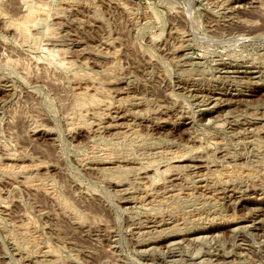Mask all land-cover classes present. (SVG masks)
<instances>
[{"label":"rangeland","instance_id":"1","mask_svg":"<svg viewBox=\"0 0 264 264\" xmlns=\"http://www.w3.org/2000/svg\"><path fill=\"white\" fill-rule=\"evenodd\" d=\"M0 264H264V0H0Z\"/></svg>","mask_w":264,"mask_h":264},{"label":"bare ground","instance_id":"2","mask_svg":"<svg viewBox=\"0 0 264 264\" xmlns=\"http://www.w3.org/2000/svg\"><path fill=\"white\" fill-rule=\"evenodd\" d=\"M36 7V6H35ZM34 8V7H33ZM45 8V7H44ZM35 11H37V13H39V11H38V9H36V10H34V11H30L25 17H24V19H22L21 21H19V22H16V23H14V21H12V23H14L15 24V27H17L21 32H22V30L25 28L24 26H26L27 24V22L29 21V19H31V17L33 16V15H35L34 13H35ZM44 11V10H43ZM44 13V12H43ZM40 14V13H39ZM11 23V22H10ZM31 23V22H30ZM28 24H29V22H28ZM30 25V24H29ZM10 26V25H9ZM29 27V26H28ZM23 28V29H22ZM27 29V28H26ZM17 30V29H16ZM20 32V33H21ZM23 32H24V30H23ZM27 32V31H26ZM19 33V34H20ZM22 34V33H21ZM24 34H25V32H24ZM27 34V33H26ZM25 34V35H26ZM174 97V96H173ZM83 101V100H82ZM123 102H125V101H123ZM95 104V103H94ZM81 106H82V104H81ZM244 129V128H243ZM178 149V148H177ZM113 156V155H112ZM182 156V155H181ZM16 159V158H15ZM7 165V164H6ZM226 167V166H225ZM11 168V167H10ZM21 168V167H20ZM25 168V167H24ZM17 169V168H16ZM23 170V169H22ZM116 174V173H115ZM210 174V173H209ZM111 176V175H110ZM141 196V195H140ZM217 201V200H216ZM154 203V202H153ZM28 218V217H27ZM178 230V229H177ZM171 233V232H170ZM49 250V249H48Z\"/></svg>","mask_w":264,"mask_h":264}]
</instances>
